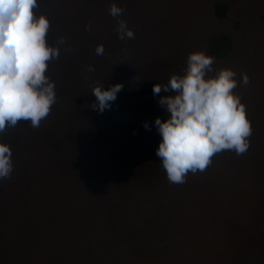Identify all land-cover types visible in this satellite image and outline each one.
<instances>
[{"label": "rangeland", "instance_id": "rangeland-1", "mask_svg": "<svg viewBox=\"0 0 264 264\" xmlns=\"http://www.w3.org/2000/svg\"><path fill=\"white\" fill-rule=\"evenodd\" d=\"M37 3L47 42L65 43L46 70L49 115L0 133L13 160L0 180V264H264V0ZM113 3L122 16L109 14ZM120 19L134 39L119 38ZM222 35L230 39L215 56ZM198 50L215 58L212 75L235 71L252 135L243 155L216 154L174 184L154 123L168 118L158 100L172 93L152 89L182 75ZM117 83L110 107L94 108L93 87Z\"/></svg>", "mask_w": 264, "mask_h": 264}, {"label": "clouds", "instance_id": "clouds-1", "mask_svg": "<svg viewBox=\"0 0 264 264\" xmlns=\"http://www.w3.org/2000/svg\"><path fill=\"white\" fill-rule=\"evenodd\" d=\"M37 7V0H0V133L20 121L38 128L56 102L55 84L46 70L50 61L59 58V46L65 40L61 37L55 45L47 42L50 21L44 14H35ZM123 12L115 3L109 7L113 18ZM117 32L121 40L135 37L123 19L118 20ZM95 51L103 55V45ZM214 62L204 50L193 51L182 75H171L164 86L153 85L154 95L172 93L158 100L168 118L156 117L154 122L162 137L156 154L170 183L183 184L189 172H203L216 154L234 151L243 155L250 146L251 122L240 96L233 91L236 73L221 68L212 75ZM242 82L249 83L246 74ZM121 89L120 83L93 87L94 108L101 112L109 108ZM144 127H149L147 122ZM12 172V149L0 142V180L10 178Z\"/></svg>", "mask_w": 264, "mask_h": 264}, {"label": "trees", "instance_id": "trees-1", "mask_svg": "<svg viewBox=\"0 0 264 264\" xmlns=\"http://www.w3.org/2000/svg\"><path fill=\"white\" fill-rule=\"evenodd\" d=\"M221 38H222L223 41H220L217 45H214V46H212L209 49L210 53L213 54V55H215V56L221 54V47L223 45V42L224 41L225 42L228 41L230 39V36H228V35H222Z\"/></svg>", "mask_w": 264, "mask_h": 264}]
</instances>
